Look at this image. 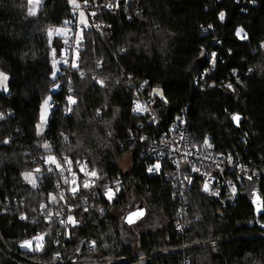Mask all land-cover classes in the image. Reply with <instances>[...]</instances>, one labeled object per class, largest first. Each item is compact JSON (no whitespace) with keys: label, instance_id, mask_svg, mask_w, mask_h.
<instances>
[{"label":"trees","instance_id":"trees-1","mask_svg":"<svg viewBox=\"0 0 264 264\" xmlns=\"http://www.w3.org/2000/svg\"><path fill=\"white\" fill-rule=\"evenodd\" d=\"M91 2L98 6L92 18L98 30L82 29L78 67L62 66L65 75L53 76L49 51L57 45L47 34L50 28L75 30L74 6L41 0L32 16L27 0H0V70L8 78L7 91L0 92V264H107L138 255L146 257L114 264H264V229L252 222L241 192L221 207L202 192L201 177L180 187L171 179L169 160L144 157L149 144L165 142L171 123L181 119L191 145L207 139L214 156L231 154L235 164L264 168V0H119L111 11L106 6L117 0H89L87 6ZM238 29L246 39L236 35ZM64 47L58 42L57 53ZM58 85L61 91H55ZM141 90L155 99L156 127L131 109ZM46 98L54 106L38 135ZM235 114L243 119L240 130L230 122ZM45 142L50 152L41 147ZM48 155L84 162L99 176L91 195L81 188L87 211L75 212L78 223L68 231L46 215L55 208L49 194L57 195L60 175L43 171L35 188L23 177L45 169ZM125 155L131 157L126 174L119 167ZM155 160L159 171L148 173ZM119 178H130V186L110 202L105 186ZM259 183L264 197V179ZM133 193L164 221L162 229L140 234L134 246L109 212L110 205L121 209ZM259 223L264 228V216ZM44 233L50 234L42 251L21 247ZM166 250L173 251L160 253Z\"/></svg>","mask_w":264,"mask_h":264},{"label":"built area","instance_id":"built-area-1","mask_svg":"<svg viewBox=\"0 0 264 264\" xmlns=\"http://www.w3.org/2000/svg\"><path fill=\"white\" fill-rule=\"evenodd\" d=\"M77 2L80 4V8H75V14L77 18V13L83 11L85 13V17L88 21V27H91L93 30L97 31L98 28L95 25V23L92 22V18L95 16H92L91 13L97 12L98 6L95 2H91V6H87L82 2ZM245 4V3H244ZM112 8H109L106 6V11H111ZM75 30H71L70 33L66 36V47H64L62 52V59L61 64L59 65L58 73L63 76L65 75V71L62 68L63 67H69L70 65H73V63H78L79 60V51H80V44L75 42V33L77 29V24L75 25ZM85 28V27H84ZM83 29V28H82ZM211 53L210 55H212ZM61 69V70H60ZM206 75L209 74L207 71L205 73ZM93 77V80L96 81V78ZM62 85H58L55 88V91H61ZM137 103H139L145 110L143 111H134L133 109L136 107ZM155 103V99L151 96V94L144 93L142 90L136 92L134 99L131 100V109L132 111L142 116H149V121L154 124V126L160 125V121L155 114L154 110L151 108V106ZM54 105L50 104L49 109H51ZM69 114V111L67 109V113ZM186 128V123L182 121L181 119H177L173 121L170 125V131L171 133L168 135V139L161 143L159 146H155L154 144H149V150L144 153V157L148 158H158V159H167L169 160L171 166L173 167V173L171 176V179L174 181V183L180 187H183L186 184H189V180L191 181L193 176L201 177L203 180L202 183V192L207 194V196H210L214 198L221 207H225L227 205H231L235 202L237 195L244 189L245 181L246 180H262L264 179V168H257V169H250L247 166H243L240 164H235L232 160V155L226 156H214L213 153V147H207L205 143L198 145L194 144L191 145L187 141V137L184 133ZM183 137V139L181 138ZM131 139L134 140V136H131ZM143 140H145V137H143ZM58 160H62V158L56 156ZM229 157H231V160H229ZM84 163V162H81ZM156 164H159L157 160H155V163L153 165H150L147 169L148 173L154 174L155 172H158L157 170L149 171L150 168H154ZM45 165V164H44ZM47 167L55 168L54 165H45V169ZM67 165H65V168ZM41 168V167H39ZM160 168V167H159ZM199 169V171H193V169ZM42 169V168H41ZM72 169L74 172L77 173V176L80 178V180H88V181H94L95 186V178L85 176L82 172L79 171V168L76 166V164L72 165ZM131 170V169H130ZM86 171H92L88 166L86 168ZM56 172L60 175L58 170H54L52 172L46 171L45 173L48 175L50 173ZM129 172V171H128ZM126 172V173H128ZM42 172L39 173L42 174ZM124 173V174H126ZM37 175V177L39 176ZM64 177H68L69 180H71V173L64 171L63 173ZM61 177V175H60ZM187 177L188 179H185ZM251 177V179H249ZM123 178H119L117 182L110 185L108 188H111L114 192L116 188H119L118 192H115V196L112 200H108L110 202H113L120 193L127 192L131 179L129 178L127 183L123 181ZM205 182H208L210 191H204L203 185ZM79 183V181H78ZM59 187L57 188V195L52 194V196L57 197V202H52L50 199V203H53L55 205V208L52 207L48 209L46 212V215L48 212H51L53 214L52 220L48 222H57L58 224L60 220L66 219L68 215L74 216L75 212L86 208L87 206V197H81L80 190L81 188L86 191V193L90 194V190L94 187H90L89 189H84L83 187H80L79 191L73 195L70 191V185L65 184L63 181V178L61 177V182L58 183ZM57 184V185H58ZM233 187L235 188V191L233 192ZM64 193V200L59 199V193ZM213 192L218 193V195H214ZM182 192H180L179 197L182 198ZM107 197V196H106ZM128 202V201H127ZM111 204V203H110ZM127 204V203H126ZM125 204V205H126ZM124 205V206H125ZM123 206V207H124ZM69 208H71V211H69ZM114 209L112 205H110L109 212H113ZM59 212L60 215L56 216L55 214ZM61 225V224H60ZM67 231L73 228V225L71 223L62 225ZM180 231H182V228L180 226L177 227ZM88 240L86 238L82 245L85 244V241ZM82 248V246H81ZM77 250V253H79L80 249ZM173 250H166L162 251L160 253L162 254H168ZM146 257V255H138L131 258H121L116 260H109L107 261V264H114L118 262H125L128 260L133 259H142ZM145 262H142L140 264H144Z\"/></svg>","mask_w":264,"mask_h":264},{"label":"snow or ice","instance_id":"snow-or-ice-1","mask_svg":"<svg viewBox=\"0 0 264 264\" xmlns=\"http://www.w3.org/2000/svg\"><path fill=\"white\" fill-rule=\"evenodd\" d=\"M69 2L71 4H73L75 6V8H80V4L77 2V0H69ZM28 3L29 4H32L33 7H30L28 9V14L29 15H36L37 14V11H38V6L41 4V0H28ZM89 3V0H84V4L87 5ZM125 4H127V0H125ZM113 6L115 7H119V0H117L116 4L113 5L112 3H109L107 5V7L109 8H112ZM79 15L81 16V23L84 24L85 27H88V21H87V18L85 17V13L83 11H81L79 13ZM92 16H95L96 13L93 12L91 13ZM224 17H225V14L223 12H221L219 14V18L221 21L224 20ZM97 27H99V25H97ZM212 26L209 25V28H211ZM59 32V30H57ZM243 32V29H238L237 32H236V35L238 37H241L242 39H246L247 36L246 34H244L243 36L241 35ZM49 35H51V32L49 33ZM261 47H264V44H261ZM215 56V54L213 53V57ZM73 67H78V64L76 63H73L72 65ZM249 71L251 72L252 69H249ZM53 76H55V72L53 73ZM95 79V78H94ZM7 80V76L0 72V84H2L4 81ZM97 83H99L101 86L104 85V81L103 80H97ZM147 83V82H145ZM228 88H232V85L231 84H228L227 85ZM157 90H154V92H156ZM161 95V98H163L162 96V93H159ZM50 99V98H49ZM68 102L69 104H75L76 103V100L72 97V96H69L68 97ZM48 107H49V100L48 99H45L44 102H43V105H42V108H41V113H40V121L41 123L37 125V129H38V132L37 134L40 135L42 134L43 132V125L47 122V112H48ZM134 111H143L145 110L139 103H137L136 107L133 109ZM68 111H71V108L68 109ZM0 118H3V114L0 113ZM232 120L234 122H236L237 124H239V121H240V116L238 114H235L232 116ZM61 135L63 136L64 134L61 133ZM183 139V137H181ZM64 139L67 140V136H64ZM3 143H8L9 141L8 140H4L2 141ZM205 145L207 147H211L212 145L209 144L208 140L206 139L204 141ZM41 147H43L46 151H51V145L48 144L47 142L43 143L41 145ZM44 159V164L45 165H54L55 168H52V167H47L46 169H41V168H36L35 169V172L36 173H40L42 171H48V172H52L54 170H58L61 177L63 178V181L65 184H69L70 185V188H69V191L75 195L80 187H83L84 189H89L90 187H93L94 186V181H88V180H80V178L77 176V173L73 171L72 169V165H73V159L72 158H69L68 156H63L62 160H58L56 156H53V155H48L47 157L43 158ZM229 160H231V157H229ZM75 164L76 166L79 168V171L82 172L85 176H89V177H94V178H99L98 176V173L93 170V171H86V168H87V164L86 163H81V161L79 160H76L75 161ZM65 165H67V167L65 168ZM159 167L160 165L159 164H156L154 166V168H150L149 171H154V170H159ZM64 171H67L69 173H71V180H69L68 177H64L63 176V173ZM193 171H199V169H196L194 168ZM23 177L24 179L32 185V187H36L37 184H36V181H37V177L34 176L33 172L29 171V172H25L23 173ZM185 179H188L187 177H185ZM249 179H251V177H249ZM79 181V183H78ZM189 182H191L189 180ZM57 187H59V184L57 185ZM106 187V191H105V195L107 196V198L109 200H112L115 196V192H118L119 191V188L117 187L115 192L111 189V188H107ZM203 190L204 191H210V188H209V184L208 182H205L204 185H203ZM235 191V188L233 187V192ZM214 195H218V193H215L213 192ZM50 195V199L52 202H57V197L56 196H52L51 194ZM59 199L60 200H64V193L61 192L59 193ZM254 202H260V204L258 205L257 207V212H261V211H264V199H262V197L260 196H256V201ZM40 207L42 209H47L48 205L47 204H41ZM69 211H71V208H69ZM84 211H87V208H84ZM144 214V210L143 209H137V211H134V212H131L129 213L128 217L126 218L127 219V222L128 223H134V219L133 217L135 218H140L141 216H143ZM56 216H59L60 213L57 212L55 214ZM52 216L53 214L51 212H48L47 213V219L49 221L52 220ZM21 219H27L26 216H21L20 217ZM59 223L61 225H65V224H68V223H71L73 226H76V224L78 223L77 220L75 219L74 216L72 215H68L66 217V219H62L59 221ZM50 233H44V234H39V235H36L34 237H32V239L30 240H25L21 243V247H27L29 248L30 250H33V251H42L43 248H44V239H45V236L46 235H49ZM33 241H35V247H33ZM91 245L94 247L95 246V241H92L91 242ZM57 257L59 256V253L56 254Z\"/></svg>","mask_w":264,"mask_h":264},{"label":"rangeland","instance_id":"rangeland-1","mask_svg":"<svg viewBox=\"0 0 264 264\" xmlns=\"http://www.w3.org/2000/svg\"><path fill=\"white\" fill-rule=\"evenodd\" d=\"M27 5H28V9L30 7H33L32 4L28 3V0H27ZM71 5L74 6L73 4H71ZM79 13L80 12L77 13V29H76V33H75V42L76 43L81 42L82 28L85 27L84 24L81 23L82 18L79 15ZM57 30H59V32ZM50 32H51V35H49ZM70 32H71V30L69 28H66V27L50 28L48 31L47 35L49 36L50 43H53V45H57L55 48L51 47V51H49V54L52 55L51 64L54 66L55 73H57V71L59 69V65L61 64L60 62L62 59V52H63V50H61L60 53H57L60 50V49H58V42L66 43V36ZM49 50H50V48H49ZM0 72H2V71L0 70ZM2 73H4V72H2ZM7 84H8V78L6 81H4L2 84H0V92L7 91ZM155 90H157V91L156 92L153 91L154 95L161 98V95L159 94V93H161L160 90L159 89H155ZM46 99H48V98H46ZM42 105H43V103L41 104V107H40L37 125L41 123L40 113H41ZM48 116H49V107H48V112H47V121H48ZM46 125H47V122L43 125V131L46 129ZM37 132H38V129H37ZM119 167L123 173L130 171V169H131V157H130V155L123 156L122 160L119 163ZM33 174L36 177H37V175H39V173H36L35 170H34ZM141 204H142L141 199L139 197H137L136 194L133 193L128 198L127 204L124 207H122L121 209L114 210L112 212V214L115 217H117L119 219V221H121L122 217L124 216V213L126 214V212L134 209L135 207H137ZM162 227H164V221H163L162 216L157 214V213L147 211L146 217L142 221H140L139 224H137V226H135L133 228V230L131 229L132 227L131 228H125L124 227L121 229V234H122L123 238L125 239V241L129 242L130 245L134 246L139 241L136 238L140 234H143L144 232L149 231V230L162 229ZM22 248H27V247H22ZM27 249H29V248H27Z\"/></svg>","mask_w":264,"mask_h":264},{"label":"water","instance_id":"water-1","mask_svg":"<svg viewBox=\"0 0 264 264\" xmlns=\"http://www.w3.org/2000/svg\"><path fill=\"white\" fill-rule=\"evenodd\" d=\"M230 122L232 123L233 127L236 130H240L243 119L240 117L239 124H237L236 122H234L232 120V116H231ZM262 194L263 193H261L259 181H257V180H246L245 185H244V189L241 191L239 198L242 200H246L249 204V207L252 208L253 213H254V219L252 222H255L254 224H256L259 228L264 229L263 227H261V225L259 223V219L264 216V211H261L258 213L256 209H257L258 205L260 204V202H254V201H256V196H260V197H262V199H264ZM137 209H143L144 210L143 216H141L138 219L133 217L135 222L131 223V224L128 223L126 218L128 217L129 213L137 211ZM146 215H147V210H146L145 206H143L141 204V205L135 207L134 209L126 212V214L124 213V216L122 217L121 223L125 228H130V227H133V226L139 224V222L142 221L146 217Z\"/></svg>","mask_w":264,"mask_h":264}]
</instances>
